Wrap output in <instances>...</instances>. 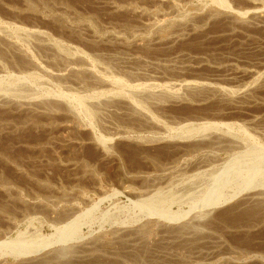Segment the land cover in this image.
Masks as SVG:
<instances>
[{
  "label": "rangeland",
  "instance_id": "374dc122",
  "mask_svg": "<svg viewBox=\"0 0 264 264\" xmlns=\"http://www.w3.org/2000/svg\"><path fill=\"white\" fill-rule=\"evenodd\" d=\"M30 2L0 0V264H264V0Z\"/></svg>",
  "mask_w": 264,
  "mask_h": 264
},
{
  "label": "bare ground",
  "instance_id": "6f19581e",
  "mask_svg": "<svg viewBox=\"0 0 264 264\" xmlns=\"http://www.w3.org/2000/svg\"><path fill=\"white\" fill-rule=\"evenodd\" d=\"M31 0H24V2H25V5H26V8L27 9H32L33 7H35L34 5H33V3H31L30 2ZM42 3V2H41ZM47 5V4H46ZM52 6V5H51ZM34 10V9H33ZM217 12V11H216ZM219 12V11H218ZM258 12H256V14H257ZM61 15V14H60ZM216 15H218V14H216ZM258 15H260V14H258ZM255 16H257V15H254V17ZM59 21H60V19H59ZM178 21V20H177ZM180 22V21H179ZM177 24H178V22H176ZM182 25H184L183 23L181 24V26ZM60 26V25H59ZM178 26H180V24L178 25ZM163 27V26H162ZM88 28V27H87ZM163 32H165L163 29H162V32H161V34L159 35L158 34V37H160L161 39H165L163 36H164V33ZM159 33V32H158ZM40 34V33H39ZM39 34H38V36H39ZM95 34V33H94ZM165 34H167V32L165 33ZM35 35H37V34H35ZM75 35H77L76 33H75ZM173 38V37H172ZM78 39V38H77ZM167 39V38H166ZM169 39V38H168ZM6 48V47H5ZM59 48V47H58ZM1 51H3V50H1ZM13 63V62H12ZM20 66V65H19ZM71 74V73H70ZM77 76V75H76ZM200 86V85H199ZM198 87V86H197ZM212 87V86H211ZM211 87H209V86H204L203 88H204V90L206 91V92H208V93H214V92H218V91H220L219 89H217V88H211ZM195 88H196V86H195ZM221 89V88H220ZM196 91V90H195ZM201 93V92H200ZM66 97V96H65ZM20 98V97H19ZM79 99V98H78ZM80 102V101H79ZM137 104V103H136ZM55 105V104H54ZM53 105V106H54ZM124 106V105H123ZM137 106V105H136ZM130 107V106H129ZM58 109V108H57ZM129 109V108H128ZM136 109V108H135ZM54 110V109H53ZM118 110V109H117ZM43 111V110H42ZM119 112V111H118ZM35 113V112H34ZM50 113V112H49ZM132 113V112H131ZM143 113V112H142ZM48 115V114H47ZM64 116V115H63ZM129 116V115H128ZM31 117V116H30ZM120 117V116H119ZM127 117V116H126ZM132 117V116H131ZM49 119V118H48ZM32 120V119H31ZM38 121V120H37ZM128 121H130L129 119H128ZM41 122V121H40ZM38 123V122H37ZM2 124V123H1ZM39 124V123H38ZM51 125V124H50ZM213 127V125L212 124H208L207 126H203V128H206V129H209V128H212ZM50 128V127H49ZM185 129V128H184ZM187 129H191V128H187ZM192 129H194V128H192ZM186 130V129H185ZM183 132V131H182ZM187 132V131H186ZM44 137V136H43ZM98 137V136H97ZM97 137H96V139H97ZM48 138V137H47ZM101 141H103L102 139L100 140V139H97V142H98V144L101 142ZM34 143V142H33ZM94 143H96V142H94ZM102 143V142H101ZM100 143V145H102ZM104 143V142H103ZM97 144V145H98ZM104 146H105V144H103ZM172 145V144H171ZM32 146V145H31ZM35 147V146H34ZM192 149V148H191ZM38 151V150H37ZM40 153V152H39ZM255 154V153H254ZM3 158V157H2ZM11 159V158H10ZM9 160V159H8ZM7 160V161H8ZM14 162V161H13ZM9 163V162H8ZM11 163V162H10ZM12 164V163H11ZM16 167V166H15ZM258 167H260V166H258ZM264 168V167H263ZM235 171H237V170H235ZM259 171V170H258ZM257 171V172H258ZM237 174V173H236ZM254 174H255V172H254ZM1 175V174H0ZM262 175V174H261ZM32 176V175H31ZM253 176H255V175H253ZM263 177V176H262ZM36 179V178H35ZM254 180V179H253ZM38 181V180H37ZM247 181V180H246ZM36 182V181H35ZM255 182H258V180H255V181H252V179L251 180H249V181H247V183L245 182V184H242L241 186H240V188L242 189V188H245V187H247L248 185H250L251 186V184H253V183H255ZM259 182H260V180H259ZM264 183V179H262L261 180V183ZM37 183V182H36ZM244 183V182H243ZM43 186V185H42ZM41 186V187H42ZM43 189V188H42ZM239 190V189H238ZM224 196H225V194H224ZM253 197V196H252ZM251 197V198H252ZM225 198V197H224ZM250 199V198H249ZM253 199V198H252ZM259 199V198H258ZM261 199V198H260ZM259 199V200H260ZM215 200V199H214ZM217 201V200H216ZM218 202V201H217ZM9 203H10V201H9ZM259 207V206H258ZM151 208V207H150ZM256 209V208H255ZM260 210V209H259ZM4 212V211H3ZM151 212V211H150ZM154 212V211H153ZM153 212H151V213H153ZM250 213V215L251 216H256L257 215V211H254V210H250L249 211ZM239 214H241V213H239ZM240 217V216H239ZM171 218V217H170ZM169 218V219H170ZM252 218V217H251ZM250 218V219H251ZM173 219V218H172ZM71 223V222H70ZM184 225V224H183ZM188 228V227H187ZM168 229V228H167ZM183 229H182V227H177V229H175L174 230V232H176V233H180L181 231H182ZM64 231V230H63ZM67 231H68V229H67ZM66 232V231H65ZM137 232V231H136ZM63 233V232H62ZM64 237V236H63ZM38 244V243H37ZM48 244V243H47ZM189 244V243H188ZM18 245V244H17ZM86 245V244H85ZM94 245V244H93ZM92 245V247H86V249L84 250L85 252L84 253H86L87 251L88 252H90V253H92L91 251H93L94 252V249L96 248L95 246H93ZM14 246V245H13ZM23 246V245H22ZM21 246V247H22ZM90 246V245H89ZM128 246V245H127ZM144 246V245H143ZM14 248H17V246L15 247L14 246ZM23 248H25V246L23 247ZM25 249H29V248H25ZM81 249V248H80ZM31 250H33V249H31ZM64 250V249H63ZM95 250H97V248L95 249ZM11 251H13V250H11ZM23 251H22V249H21V253H22ZM131 252V251H130ZM13 253V252H12ZM16 253L17 254H19L18 253V251H16ZM26 253V252H25ZM83 253V254H84ZM95 253V252H94ZM98 253V252H97ZM112 253V252H111ZM93 254V253H92ZM114 254V253H113ZM115 255V254H114ZM129 255V254H128ZM20 256V255H19ZM108 256V255H107ZM27 257V256H26ZM95 257V255H93L92 257H91V254H89V256L87 255V254H84V255H82V256H77L76 258H77V262H74V263H72V264H113V262H112V260L111 261H107V260H105V262H104V260H102V259H100V258H94ZM108 258V257H107ZM50 259V258H49ZM48 259V257H46V256H41V257H39L38 259H37V261H33V260H31L30 259V263L32 264H49L50 263V260L52 259V257H51V259L49 260ZM54 259V258H53ZM130 259H132V258H130ZM137 259V258H136ZM110 260V259H109ZM28 261V264H29V260H27ZM134 261V260H133ZM115 263V262H114ZM118 263V262H117ZM137 263H138V261H137ZM23 264V263H22ZM119 264V263H118Z\"/></svg>",
  "mask_w": 264,
  "mask_h": 264
}]
</instances>
